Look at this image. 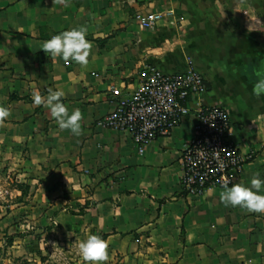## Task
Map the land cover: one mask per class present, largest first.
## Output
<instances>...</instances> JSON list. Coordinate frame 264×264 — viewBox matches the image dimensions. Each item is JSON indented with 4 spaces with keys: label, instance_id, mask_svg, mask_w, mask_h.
<instances>
[{
    "label": "crops",
    "instance_id": "1",
    "mask_svg": "<svg viewBox=\"0 0 264 264\" xmlns=\"http://www.w3.org/2000/svg\"><path fill=\"white\" fill-rule=\"evenodd\" d=\"M147 12L161 17L145 29L135 16ZM80 26L92 45L88 65L40 49ZM149 65L199 72L206 88L169 136L138 153L128 133L101 120L112 90H135ZM261 77L264 0H0V106L10 109L0 124V166L28 196L46 200L33 208L45 215L36 224L53 225L62 241L105 239L104 264H264V213L226 206L224 187L194 195L179 185L201 105L224 107L232 140L252 152L232 185H249L256 173L264 179V93L253 92ZM49 88L64 91L69 112L80 110L79 135L33 103Z\"/></svg>",
    "mask_w": 264,
    "mask_h": 264
},
{
    "label": "built area",
    "instance_id": "2",
    "mask_svg": "<svg viewBox=\"0 0 264 264\" xmlns=\"http://www.w3.org/2000/svg\"><path fill=\"white\" fill-rule=\"evenodd\" d=\"M161 14H137L147 29ZM139 86L126 94L113 91L112 108L101 120L107 128L130 135L138 153L158 137L169 136L185 117L188 100L205 90L199 72H163L149 65L140 72ZM191 141L180 156L181 191L199 194L207 186L224 187L235 182L252 152L243 154L230 134L228 111L219 105L199 106Z\"/></svg>",
    "mask_w": 264,
    "mask_h": 264
},
{
    "label": "clouds",
    "instance_id": "3",
    "mask_svg": "<svg viewBox=\"0 0 264 264\" xmlns=\"http://www.w3.org/2000/svg\"><path fill=\"white\" fill-rule=\"evenodd\" d=\"M67 6L68 0H58ZM87 29L84 26L73 27L63 30L45 40L41 48L47 56L60 57L65 62H75L81 66L89 63L90 50L92 45L86 39ZM256 95L264 93V77H261L253 86ZM65 95L63 90L48 89V95L42 97L39 93L33 94L35 105H44L51 111L52 117L56 120L58 127L62 130H69L74 135L81 133L82 114L79 109L69 112L67 106L61 101ZM10 115V109L0 106V124ZM221 201L232 207L240 206L250 212L264 213V179L259 173L253 175L249 185L244 183L224 185L220 193ZM79 255L83 264H104L109 258L108 242L97 234H89L85 239L77 243Z\"/></svg>",
    "mask_w": 264,
    "mask_h": 264
},
{
    "label": "rangeland",
    "instance_id": "4",
    "mask_svg": "<svg viewBox=\"0 0 264 264\" xmlns=\"http://www.w3.org/2000/svg\"><path fill=\"white\" fill-rule=\"evenodd\" d=\"M19 180L0 166V264H83L79 241H62L53 225L35 223L45 215L33 208L46 200L28 196Z\"/></svg>",
    "mask_w": 264,
    "mask_h": 264
}]
</instances>
